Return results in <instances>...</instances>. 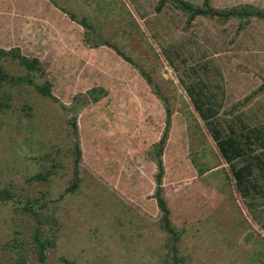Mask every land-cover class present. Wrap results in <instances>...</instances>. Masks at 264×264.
<instances>
[{"label":"rangeland","instance_id":"obj_1","mask_svg":"<svg viewBox=\"0 0 264 264\" xmlns=\"http://www.w3.org/2000/svg\"><path fill=\"white\" fill-rule=\"evenodd\" d=\"M212 3L264 8V0ZM157 5L158 0H0V47L18 46L47 64L53 95L29 84L0 90L10 103L0 109V189L13 194L0 198V264H40L31 241L36 220L22 209L26 201L45 230L56 233L45 264H163L167 233L152 196L157 168L149 155L163 132L162 101L112 48L85 42L86 29L60 7L77 19L86 17L144 67L170 102L162 188L171 222L181 232L184 263L264 264V197L238 192L193 107L197 96L210 102L219 120L249 135L247 154L264 158V87L258 90L264 80V19L252 18L239 31L236 19L197 16L186 26L184 14L169 2L159 10ZM75 144L81 181L61 196L72 177ZM51 165L56 172L48 180L28 179ZM250 200L260 206L250 208Z\"/></svg>","mask_w":264,"mask_h":264},{"label":"trees","instance_id":"obj_2","mask_svg":"<svg viewBox=\"0 0 264 264\" xmlns=\"http://www.w3.org/2000/svg\"><path fill=\"white\" fill-rule=\"evenodd\" d=\"M165 2H169L172 6L184 14L186 26H189L197 16L216 18L221 21L236 19V30L239 31L247 23H249L252 18L264 19V8L250 3L234 4L228 7H216L212 4L211 0H202L199 4L188 0H158V5L156 7L157 10H159ZM60 9L66 12L71 19L76 20L86 29V33L84 34L85 42H88L90 46H99L100 44H104L112 48L115 53H117L123 60L137 69L139 75L145 80L153 94L160 101H162L165 114L163 132L160 138L154 142L149 150V155L155 160L157 168V171L154 175L155 189L152 196L154 197L160 212L159 224L161 228L167 233V241L164 244L166 251L163 255V264H185L184 258L179 253L178 248L181 232L177 230L171 222L170 209L167 205L166 199L163 196L162 188V176L164 173L162 155L168 131L171 126L172 113L170 102L168 98L162 93L159 84L152 79L150 73L144 67L137 64L131 57L121 51L118 46L105 39L86 17L77 19L73 11H68L64 7H60ZM46 68L47 64H44L43 61L37 56L24 54L18 46H13L10 48L0 47V90L4 91L6 86L12 87L22 84H29L32 85L41 95L53 97L52 83L47 77ZM263 87L264 80L259 85L258 90L262 89ZM92 90L96 89L93 88ZM255 92L257 91H253L251 94L247 95L244 100H248V98ZM5 97L7 96L4 95L0 98V109L10 107V103L7 101L8 97L7 99H5ZM240 103L241 102H238L237 105ZM193 107L199 114L200 118L206 122L207 129L213 140L216 142L220 154L228 163L231 176L234 179L235 187L237 188L238 192L245 198L250 197L254 193L262 194V197H264V185H262L258 179V176L264 178V158L259 157L258 154H247L246 143L250 141L249 135L237 134L229 121L225 124L223 121H221V119L219 120V118L216 117L215 110L211 106L210 102L204 98L197 96L193 101ZM232 111L233 110H230V113ZM225 125L227 126L226 128H229L228 131H226ZM75 132H77L76 127ZM262 140H264V138ZM262 144H264V141ZM80 153L81 151L78 145L75 144L72 150V177L70 179L69 185L65 187L63 192L60 193L61 196L67 192L75 191L79 186V182L81 181L79 175ZM45 156H47V154H45ZM237 160H243V163L241 165H237ZM255 166L259 169L258 176H256L254 173ZM203 170L204 169L202 168L201 172H203ZM55 172L56 170L54 166L51 165L44 171H40L31 175L28 179L30 181H45L48 180ZM12 197L13 194L10 189H0L1 199L7 200L11 199ZM35 200H38V198H34V202ZM30 204V201H26L23 203L22 209L31 212L36 220L35 228L31 232V241L33 243V250L36 253L38 261L40 264H45L47 252L50 248L55 246L56 233L53 230H45L42 225L40 215L32 208V206H30ZM247 205L250 208H256V206H260L254 200L248 201Z\"/></svg>","mask_w":264,"mask_h":264},{"label":"crops","instance_id":"obj_3","mask_svg":"<svg viewBox=\"0 0 264 264\" xmlns=\"http://www.w3.org/2000/svg\"><path fill=\"white\" fill-rule=\"evenodd\" d=\"M212 1V0H211ZM213 4V3H212Z\"/></svg>","mask_w":264,"mask_h":264}]
</instances>
